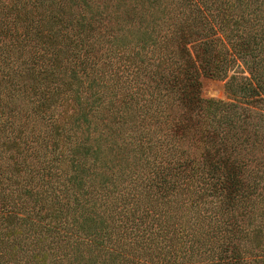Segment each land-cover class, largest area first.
I'll list each match as a JSON object with an SVG mask.
<instances>
[{
  "label": "trees",
  "instance_id": "16d2710c",
  "mask_svg": "<svg viewBox=\"0 0 264 264\" xmlns=\"http://www.w3.org/2000/svg\"><path fill=\"white\" fill-rule=\"evenodd\" d=\"M0 264H264V0H0Z\"/></svg>",
  "mask_w": 264,
  "mask_h": 264
},
{
  "label": "rangeland",
  "instance_id": "374dc122",
  "mask_svg": "<svg viewBox=\"0 0 264 264\" xmlns=\"http://www.w3.org/2000/svg\"><path fill=\"white\" fill-rule=\"evenodd\" d=\"M237 70L241 71L244 70V68L239 64ZM200 81L202 97L227 100V95L224 89V80L202 76L200 77Z\"/></svg>",
  "mask_w": 264,
  "mask_h": 264
}]
</instances>
